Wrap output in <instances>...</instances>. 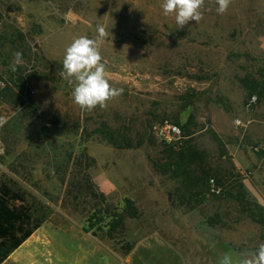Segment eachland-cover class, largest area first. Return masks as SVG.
<instances>
[{
    "label": "rangeland",
    "instance_id": "rangeland-1",
    "mask_svg": "<svg viewBox=\"0 0 264 264\" xmlns=\"http://www.w3.org/2000/svg\"><path fill=\"white\" fill-rule=\"evenodd\" d=\"M163 2L0 0V175L50 201L49 219L87 225L91 205L64 196L68 178L87 169L117 211L125 198L138 209L112 237L93 227L109 246L157 229L187 264H239L227 250L244 258L264 242V0H231L223 14L204 0L202 19L183 28ZM98 24L109 32L99 45L107 78L123 94L86 111L59 73L67 47L96 39ZM16 51L23 63L13 71ZM164 119L189 121L179 143L195 144L220 194L178 201L179 180L154 165Z\"/></svg>",
    "mask_w": 264,
    "mask_h": 264
},
{
    "label": "trees",
    "instance_id": "trees-1",
    "mask_svg": "<svg viewBox=\"0 0 264 264\" xmlns=\"http://www.w3.org/2000/svg\"><path fill=\"white\" fill-rule=\"evenodd\" d=\"M259 95L260 91L256 90ZM180 125L183 131L188 132L189 121ZM110 142L116 147L132 146V140L125 138L124 143L118 142L110 136ZM219 140V138H217ZM142 141L138 142L140 145ZM125 144V145H121ZM163 158L154 161L155 167L162 173H170L172 178L179 180L176 188V198L181 204L190 207L192 202L196 204L204 198L208 192L210 169L203 164L201 154L195 144L190 140H181L179 143H166L162 145ZM87 167L94 163V159L86 156ZM81 169V167H80ZM83 170L82 173L73 174L66 182L64 196L69 203L90 204L92 211L86 216L87 225L84 229L98 237L93 227L108 228L107 236L112 237L117 230L125 229V218L136 217L138 209L130 198H125V210L117 211L109 203L106 195L98 190L97 185L91 179L90 174ZM65 180V179H63ZM54 212V207L42 198L38 193L23 187L8 172L1 171L0 175V264L16 249L36 228ZM105 217L109 220L104 222ZM102 224V225H101ZM107 244L103 238L98 237ZM133 246L132 243L122 244L117 250L125 256Z\"/></svg>",
    "mask_w": 264,
    "mask_h": 264
},
{
    "label": "crops",
    "instance_id": "crops-1",
    "mask_svg": "<svg viewBox=\"0 0 264 264\" xmlns=\"http://www.w3.org/2000/svg\"><path fill=\"white\" fill-rule=\"evenodd\" d=\"M240 260L243 257L234 249ZM1 264H187L184 254L160 230H151L121 255L84 229L83 222L48 219Z\"/></svg>",
    "mask_w": 264,
    "mask_h": 264
},
{
    "label": "clouds",
    "instance_id": "clouds-1",
    "mask_svg": "<svg viewBox=\"0 0 264 264\" xmlns=\"http://www.w3.org/2000/svg\"><path fill=\"white\" fill-rule=\"evenodd\" d=\"M230 2L231 0H216V11L223 14ZM203 6L204 0H164L161 5L165 15L175 14L178 28H183L190 21L199 22L202 19L200 9ZM96 32V39L80 36L67 47L63 68L59 73L69 84H74L73 101L86 111H92L97 106L104 108L109 100L123 94L122 88L110 85L106 65L99 51L100 43L109 36V32L100 24L97 25ZM13 59L11 67L15 71L17 65L23 63V53L16 51ZM226 264H231L228 258ZM239 264H264V242L255 251L248 252Z\"/></svg>",
    "mask_w": 264,
    "mask_h": 264
},
{
    "label": "built area",
    "instance_id": "built-area-1",
    "mask_svg": "<svg viewBox=\"0 0 264 264\" xmlns=\"http://www.w3.org/2000/svg\"><path fill=\"white\" fill-rule=\"evenodd\" d=\"M252 99L255 100L256 96L254 95ZM236 122L239 124V119H236ZM154 127L156 133L168 143L177 144L183 137L181 127L169 119L162 120ZM209 190L212 193L220 194L222 189L215 183L213 178H210Z\"/></svg>",
    "mask_w": 264,
    "mask_h": 264
}]
</instances>
